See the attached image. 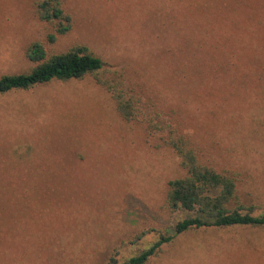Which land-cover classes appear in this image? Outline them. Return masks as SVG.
<instances>
[{
	"label": "rangeland",
	"instance_id": "rangeland-1",
	"mask_svg": "<svg viewBox=\"0 0 264 264\" xmlns=\"http://www.w3.org/2000/svg\"><path fill=\"white\" fill-rule=\"evenodd\" d=\"M36 1L0 0V76L31 68L33 41L85 45L135 119L90 77L0 96V264L124 261L172 235L185 215L165 203L184 174L170 127L264 212V0H62L73 26L53 44ZM146 264H264V227L191 229Z\"/></svg>",
	"mask_w": 264,
	"mask_h": 264
},
{
	"label": "trees",
	"instance_id": "trees-1",
	"mask_svg": "<svg viewBox=\"0 0 264 264\" xmlns=\"http://www.w3.org/2000/svg\"><path fill=\"white\" fill-rule=\"evenodd\" d=\"M34 16L51 28L46 35L47 44H53L73 26L72 16L65 11L62 0H37ZM24 57L31 68L26 72L0 76V96L13 91H28L54 81H80L90 77L109 93L115 111L123 121L135 119L136 101L126 94L120 75L111 71L109 65L89 47L74 45L61 53L47 54L44 43L33 41L25 49ZM181 95L190 97L187 93ZM168 131L165 144L178 158L184 174L167 182L165 203L171 213L184 214L185 217L175 223L172 235L158 236L146 249L124 261L112 255L106 264H146L175 235L191 229L264 227V212L255 214V207L240 202L236 174L203 162L199 148L191 139L175 132L172 127Z\"/></svg>",
	"mask_w": 264,
	"mask_h": 264
}]
</instances>
